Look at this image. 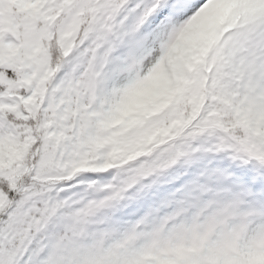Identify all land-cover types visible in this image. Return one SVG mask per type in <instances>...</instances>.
<instances>
[{
	"label": "snow or ice",
	"instance_id": "1",
	"mask_svg": "<svg viewBox=\"0 0 264 264\" xmlns=\"http://www.w3.org/2000/svg\"><path fill=\"white\" fill-rule=\"evenodd\" d=\"M161 261L264 264V0H0V264Z\"/></svg>",
	"mask_w": 264,
	"mask_h": 264
},
{
	"label": "bare ground",
	"instance_id": "2",
	"mask_svg": "<svg viewBox=\"0 0 264 264\" xmlns=\"http://www.w3.org/2000/svg\"><path fill=\"white\" fill-rule=\"evenodd\" d=\"M194 31V33H193ZM189 43H191L194 47L200 45L204 42L210 40V35L206 29L202 27L195 26L193 29L188 33L185 38ZM136 93H139L136 95ZM145 96H149L154 98L155 100H164L166 97V90L165 86L162 81L157 76H152L151 79H147V82L138 87V92L134 91L131 97L132 104L134 106L141 103L142 99ZM171 227L164 229L165 236L169 241L174 243H179L186 247L191 246L194 242H197V238H194L193 241L189 239V233L186 231L185 228H177L172 226L173 233L169 230ZM157 233L153 234V239L147 240V244L150 247L151 253H154L156 257H163V256H170L175 251L182 249L178 246H174L170 244L167 248H157V244L154 238L158 237ZM157 254V255H156ZM164 264V263H161Z\"/></svg>",
	"mask_w": 264,
	"mask_h": 264
},
{
	"label": "rangeland",
	"instance_id": "3",
	"mask_svg": "<svg viewBox=\"0 0 264 264\" xmlns=\"http://www.w3.org/2000/svg\"><path fill=\"white\" fill-rule=\"evenodd\" d=\"M194 33V31H193ZM152 76H150L148 79H151ZM134 91L138 92V88L135 89ZM139 93H136V95H138ZM166 98V97H165ZM165 100V99H164ZM164 100H161V98L157 101L155 100L154 98H151L149 96H145L141 103L136 105L138 107H156L158 106L162 101ZM179 227H182V228H185L186 231L189 233V239L193 241L194 238H197L199 237L198 233H197V230L194 229L193 227L189 226V225H186V224H180V225H177ZM168 228V226L165 224H161L158 226V228L156 229V231L154 233H157L159 236L154 238L155 241H156V244H157V248H167L170 244H173L174 246H178L182 249H188V248H191L193 247L195 244H197L199 242V238H197V242H194L191 246H184V245H181L179 243H174V242H171L168 240L167 237H164L165 236V231L164 229ZM171 230V232L173 233V229L172 227L169 229ZM153 239V235L148 239V240H151ZM143 248H144V251L145 252H148V253H151V250H150V247L148 246L147 242L145 241L144 244H143ZM157 255V254H156ZM161 263H164L166 264L165 261H161Z\"/></svg>",
	"mask_w": 264,
	"mask_h": 264
}]
</instances>
